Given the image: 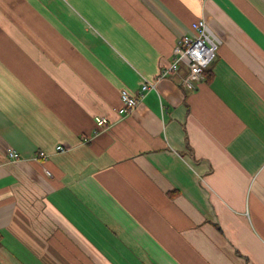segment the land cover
Here are the masks:
<instances>
[{
	"label": "crops",
	"instance_id": "1",
	"mask_svg": "<svg viewBox=\"0 0 264 264\" xmlns=\"http://www.w3.org/2000/svg\"><path fill=\"white\" fill-rule=\"evenodd\" d=\"M0 233V264H264V0H0Z\"/></svg>",
	"mask_w": 264,
	"mask_h": 264
},
{
	"label": "built area",
	"instance_id": "2",
	"mask_svg": "<svg viewBox=\"0 0 264 264\" xmlns=\"http://www.w3.org/2000/svg\"><path fill=\"white\" fill-rule=\"evenodd\" d=\"M220 40L210 29L205 19H200L192 24L189 34L182 36L177 43L174 51L172 64L163 69L161 76L166 78L171 74L177 73L181 65H186L189 74L183 79L182 85L187 90H195L197 86L206 79V72L217 58ZM155 88V84L144 82L141 85L140 93L132 95L128 91L121 92L122 107L119 111L121 115H128L135 110L145 95ZM97 129L95 135L109 127L110 122L107 118H96ZM59 152H64L63 147H59ZM8 155L14 160L20 159L19 153L9 149Z\"/></svg>",
	"mask_w": 264,
	"mask_h": 264
},
{
	"label": "trees",
	"instance_id": "3",
	"mask_svg": "<svg viewBox=\"0 0 264 264\" xmlns=\"http://www.w3.org/2000/svg\"><path fill=\"white\" fill-rule=\"evenodd\" d=\"M2 240H3V236H2V234L0 233V248H1V245H2Z\"/></svg>",
	"mask_w": 264,
	"mask_h": 264
}]
</instances>
